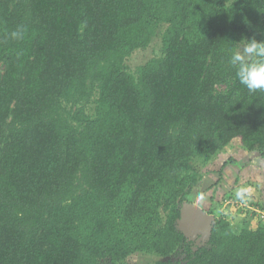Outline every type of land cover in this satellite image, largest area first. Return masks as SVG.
Instances as JSON below:
<instances>
[{"label":"trees","instance_id":"16d2710c","mask_svg":"<svg viewBox=\"0 0 264 264\" xmlns=\"http://www.w3.org/2000/svg\"><path fill=\"white\" fill-rule=\"evenodd\" d=\"M242 38L264 40V0H0V264H264V223L219 212L233 158L209 240L177 228L196 158H264V92L228 63Z\"/></svg>","mask_w":264,"mask_h":264},{"label":"rangeland","instance_id":"374dc122","mask_svg":"<svg viewBox=\"0 0 264 264\" xmlns=\"http://www.w3.org/2000/svg\"><path fill=\"white\" fill-rule=\"evenodd\" d=\"M161 55V47L159 38H155L150 46L145 50L134 52L130 58L126 60V66L134 71L139 65L151 58ZM225 86L217 87V91H224ZM235 159L238 165L232 167L227 166L223 169L222 174L229 184L224 182L220 184L219 193L231 190L232 198L224 201L219 212L226 215L231 222V227L235 231H240L242 227H252L255 229L259 222L264 223V210H260L255 206V202H264V158L261 159L256 152H247L238 146H227L221 151L211 156H201L193 161L194 172L197 174V182L189 194V200L196 205H202L201 208L208 210L213 207L210 202L212 188L219 178V171L222 170L224 164L229 159ZM241 166V169L235 171L239 177L238 185L233 184L235 179L234 168ZM233 171V172H232ZM225 180V181H226ZM240 181V182H239ZM218 193V194H219ZM218 194L214 196L218 199ZM261 202V203H262ZM162 218L165 214L161 213ZM197 244H201L196 240ZM159 258L150 253H136L130 255L123 264H154Z\"/></svg>","mask_w":264,"mask_h":264},{"label":"clouds","instance_id":"9594fccd","mask_svg":"<svg viewBox=\"0 0 264 264\" xmlns=\"http://www.w3.org/2000/svg\"><path fill=\"white\" fill-rule=\"evenodd\" d=\"M19 37V32L12 34ZM236 50L228 63L234 69L235 77L249 92H264V40L241 39L235 43Z\"/></svg>","mask_w":264,"mask_h":264},{"label":"water","instance_id":"95a60500","mask_svg":"<svg viewBox=\"0 0 264 264\" xmlns=\"http://www.w3.org/2000/svg\"><path fill=\"white\" fill-rule=\"evenodd\" d=\"M215 217L206 213L200 206L184 202L180 208L177 228L189 239L202 244L209 240Z\"/></svg>","mask_w":264,"mask_h":264}]
</instances>
